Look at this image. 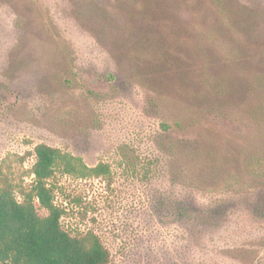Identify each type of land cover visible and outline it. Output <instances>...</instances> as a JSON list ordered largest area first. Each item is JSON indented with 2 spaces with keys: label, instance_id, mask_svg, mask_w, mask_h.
I'll use <instances>...</instances> for the list:
<instances>
[{
  "label": "rangeland",
  "instance_id": "374dc122",
  "mask_svg": "<svg viewBox=\"0 0 264 264\" xmlns=\"http://www.w3.org/2000/svg\"><path fill=\"white\" fill-rule=\"evenodd\" d=\"M45 144L107 264H264V0H0V178ZM40 216L47 211L36 201Z\"/></svg>",
  "mask_w": 264,
  "mask_h": 264
},
{
  "label": "trees",
  "instance_id": "16d2710c",
  "mask_svg": "<svg viewBox=\"0 0 264 264\" xmlns=\"http://www.w3.org/2000/svg\"><path fill=\"white\" fill-rule=\"evenodd\" d=\"M34 158L28 190L19 194L0 178V264H107L110 255L97 234L79 237L64 229L67 212L56 203L53 179L60 165L68 173L96 177L108 175L109 167L88 168L81 159L45 144L35 147ZM36 201L46 216L39 215Z\"/></svg>",
  "mask_w": 264,
  "mask_h": 264
}]
</instances>
